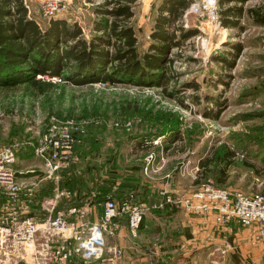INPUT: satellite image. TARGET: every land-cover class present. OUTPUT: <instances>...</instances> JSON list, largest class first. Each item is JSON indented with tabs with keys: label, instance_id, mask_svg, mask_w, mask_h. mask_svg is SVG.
Instances as JSON below:
<instances>
[{
	"label": "rangeland",
	"instance_id": "374dc122",
	"mask_svg": "<svg viewBox=\"0 0 264 264\" xmlns=\"http://www.w3.org/2000/svg\"><path fill=\"white\" fill-rule=\"evenodd\" d=\"M100 1L71 0L68 10L55 17L66 18L68 22L77 21L83 28V34L88 37L95 17L93 7ZM161 2L136 0L132 6L131 22L140 48L148 47L149 33L153 29ZM230 4L242 6L238 23L231 26L222 23L218 31L211 24L199 28L195 14L184 13L187 7L180 18L175 20L176 26H196L198 31L172 47L168 54L171 59V83L178 88L172 93L155 85L123 82L77 85L61 80L43 93H38L26 83L0 86V146L16 143L19 156L14 160V167L22 169L28 166L36 169L30 172L33 177L38 172L42 173L43 168L42 159L33 152L34 145L46 129L51 114L59 120L67 116L78 117L80 114L99 119L98 123L89 122L85 130L80 132L83 134L80 138L75 137V141L79 139L77 149L75 151L73 146L69 163L60 172L58 170L60 177L41 176L43 178L39 179L30 204L33 213L49 217L58 213L59 208L62 209L59 207V188H69L63 184V169L73 162H78L75 166L78 169L88 165L87 171L81 174L82 186L78 189L79 183H75L70 191L85 194V201L89 205H92L98 193L106 191L104 187L109 182L104 181L103 176L107 169L110 168L115 181H121L122 175L132 181L130 179L134 176L129 178L125 173L128 168H135V164L140 166L144 156L151 151L156 155L166 151L165 147L156 150L135 146L134 135L164 130L166 136H172L174 129L170 124L175 120L179 125V137L170 145L164 165L176 172L179 168L174 165L183 163L181 172L175 174L179 180L177 188L185 191L197 186L201 180L214 182V176L219 173L217 168L221 164L210 163L209 167L213 171L208 170L205 174L199 161L210 157L216 148L226 144L233 151L230 156L232 162L225 166L221 181L218 180L219 185L237 187L247 192H264V113L261 114L264 112V24L255 22L248 11V8L264 9V0L221 2V22L222 9ZM29 12L41 24L50 19L40 13L32 0ZM235 42L241 43V48L233 57ZM193 82H197L198 89L189 86ZM215 98L222 102L217 115L214 114L219 105L214 101ZM203 109L212 116H205ZM127 122L130 123L127 125ZM165 135H160V140ZM148 175L144 173L145 177L155 182L154 186L164 183L161 181V169L153 173V177ZM121 188L124 189L123 186ZM122 189L119 185L111 186L113 193ZM183 191L173 189L171 193L177 196ZM43 197H46V206H42ZM3 198L4 195L0 193V201ZM150 213L146 210L144 215ZM67 215L75 218V214ZM84 218L92 221L100 218V215L97 212L88 213ZM159 218L154 215L151 221L147 220V225L136 235L131 234L129 229L119 233L118 224L110 232H105L103 251L97 256H82V251L76 250L75 240L62 242L59 238V247L63 243L67 253L66 257H62L59 252V264H217L213 256H209L211 249H189L185 245L177 228L178 213L165 224ZM166 225L173 228L169 237L163 236V232L168 229ZM119 236L129 246L117 244L115 241ZM57 237L55 234L47 250L54 247ZM39 249L40 245L36 242L33 254L38 256ZM153 255L159 256V259ZM43 256L47 261L53 260L47 252L35 258V262ZM17 264L35 263L20 260Z\"/></svg>",
	"mask_w": 264,
	"mask_h": 264
},
{
	"label": "trees",
	"instance_id": "16d2710c",
	"mask_svg": "<svg viewBox=\"0 0 264 264\" xmlns=\"http://www.w3.org/2000/svg\"><path fill=\"white\" fill-rule=\"evenodd\" d=\"M135 1L101 0L96 3L93 8L96 16L92 21L90 34L86 37L82 26L75 20L68 22L66 18L51 17L41 24L28 13L22 0H0V86L26 83L38 93H43L59 82L53 81L51 77L59 76L61 80L77 85L92 82L107 84L123 82L155 85L167 93L177 91L176 85L173 86L171 83V59L168 54L172 47L198 31L196 26L184 28L181 24L178 26L174 24L189 5V0H162L153 29L149 33L150 42L147 48L139 47L131 22L132 6ZM218 1L220 4L231 1L242 3L245 0ZM248 11L255 22L264 24V9L248 8ZM241 13V5L226 6L222 9V23L230 26L237 25ZM240 48L241 43L235 42L233 57ZM222 59L225 58L222 57ZM189 86L195 89L199 87L197 82ZM214 101L219 105L214 114L217 115L222 102H218L216 98ZM202 111L205 116H212L209 111L205 109ZM80 116H87V114H80ZM170 127L174 129L172 136H166L164 130L154 133L141 132L134 136L141 142L164 134L165 137L162 138L161 143L163 147H168L178 139L180 132L176 120L170 124ZM259 131L263 132L262 127ZM82 135L80 132H75L76 138ZM78 140L76 139L74 143L75 151ZM232 153L229 146L222 144L210 157L199 161L205 174L208 170L213 171V168L209 167L210 163L221 164L217 168L219 173L218 175L216 173L215 181L212 183L219 185L225 166L232 162L230 159ZM79 157H82V154H79ZM77 163L73 162L68 168L63 169V184H66L69 189H73L75 183H79L78 189L82 186L81 174L88 169L87 164L83 169H78L75 167ZM107 170L109 171L110 168ZM106 181L109 182L104 187L106 191L104 190L102 194L98 193L101 196H106L114 182L111 177L106 178ZM124 190L119 191L120 197H124ZM73 194L62 197L59 207L73 204L85 197V194L78 192ZM98 194L94 197L95 200L99 198ZM165 205L174 207L168 203ZM143 223L144 217L140 228Z\"/></svg>",
	"mask_w": 264,
	"mask_h": 264
},
{
	"label": "built area",
	"instance_id": "2783aa9c",
	"mask_svg": "<svg viewBox=\"0 0 264 264\" xmlns=\"http://www.w3.org/2000/svg\"><path fill=\"white\" fill-rule=\"evenodd\" d=\"M22 1L29 12L31 0ZM32 1L40 13L47 18L64 14L71 2V0ZM186 12L195 14L199 28L205 24H211L213 29L218 31L222 27L218 0H189L184 13ZM51 79L61 81L59 76H52ZM89 122L98 123L99 119L89 116H67L59 120L53 114L49 116V123L33 149L34 154L43 162L42 173H36V177L30 173L36 171L34 168L16 169L14 167L16 143L0 146V188L2 189L0 193L4 195L0 201V264H17L20 260L35 264H59V252L62 257L67 256L63 243L59 247V238L62 242L69 239L75 240L76 250L80 249L82 256L100 255L105 244V232H110L117 227L116 218L120 215L126 216L129 232L133 235L138 233L149 206L135 202L132 193L125 198L117 199L113 192H108L102 201L100 218L92 221L84 218L90 211L88 205L59 208L58 213L49 217H41L31 210L30 204L39 179H42L41 176L44 174L54 178L60 177L58 170L60 172V169L65 167L71 159L75 143L74 132H83ZM160 137L158 135L150 142L158 144ZM155 163L154 151L147 153L144 156L143 172L150 174L155 168ZM70 194L69 189L59 188V199ZM160 196L162 201L158 203L159 205L168 203L188 213L213 212L218 227L230 219H235L243 226L255 225L253 242L264 236V192L262 191L247 192L241 188L201 180L194 189L177 196L166 188H162ZM45 203L46 197H43L42 206H46ZM156 205L153 204V206ZM67 214H75V218H70ZM55 234L58 237L54 247L47 250ZM36 242L40 245L38 256L33 254ZM230 248H233V245L228 243L224 247H216L215 250L218 253L214 255L215 253L212 252V259L217 264H223L225 253ZM113 249L116 251L115 247ZM47 252L52 261H47L43 256L35 262V258ZM248 264L258 263L249 262Z\"/></svg>",
	"mask_w": 264,
	"mask_h": 264
},
{
	"label": "crops",
	"instance_id": "0c3cea01",
	"mask_svg": "<svg viewBox=\"0 0 264 264\" xmlns=\"http://www.w3.org/2000/svg\"><path fill=\"white\" fill-rule=\"evenodd\" d=\"M93 13L95 14L94 11ZM152 139H145L139 142L140 140L136 138L134 145L140 146L142 148L145 147L147 149H151V148H156V150H159V148L163 149V144L161 143V140L158 144H153L150 142V140ZM169 147L170 146L165 147L166 151L165 152L162 151V154L160 153V155L158 154L156 155L155 168L150 173V175H148L149 177L150 176L153 177V173L156 174L157 171L161 169V172H162L161 181H164L162 185L154 186L153 184H155V182L149 179L148 177L144 176V172L142 170L143 162L140 164V166H137V164H135V168L130 166L131 168H128L126 170L125 173L129 178H132L134 176L133 179H130L132 181H128V179L124 177V175H122L121 181L114 180L115 183L113 182V184L111 185V186L114 185V187H117L119 185L120 189H122L121 186H123V188L125 189L124 190L125 194L123 193L124 197H120L119 192H114V195H116L118 199L125 198L129 193H132L133 200L135 202L149 206V209H147V212L151 211V213L143 216L144 223H143V226L139 230H141L144 226H146L147 220L151 221V218L154 215H158L160 217L159 219H162L163 223L165 224L169 222L172 217H175L178 213L179 220H178L177 228L179 227V232H180L179 235L183 237L185 241V245L189 249L192 247H196L199 250L200 249L203 250V248L211 249L209 250V256H211L212 252L216 254L218 253L215 250L216 247L218 246L224 247L226 243H228V244L233 245V248H230L226 251L223 264H248L249 262H256L258 264H264V236L260 240H257L254 242L252 241L253 235L256 230L255 225L243 226L240 223H238L235 219H230L229 221H226L221 227H218L215 221V216L213 212H207L204 214L188 213L182 210L181 208H178L179 210L173 209L174 207L176 208V206L167 207L165 204H160V205L158 204L160 201H162V198L160 196V190L162 188H166L170 192H172L173 189L174 190L179 189L180 191H183L182 188H177V183L179 180L178 178H175V174L178 173V171L181 172L180 167L182 168L183 163H181L180 165H177V164L174 165L175 168L177 167L179 168V170L177 169L176 172L174 171V169H172L168 165H164V162H166V159H168L167 151ZM18 156L19 155H17V152H16V157ZM183 166L185 169L186 166L185 165ZM109 177H111L112 179L111 173L107 170L103 176V179L106 181V178H109ZM116 183H119V184L116 186ZM195 187L196 186H193V188H188L182 193L190 191L194 189ZM109 192H112V191L110 190ZM73 195H75V193ZM63 197H68V196H63ZM104 198L105 196L99 195V198H97L96 200L94 199L95 204L92 201L93 202L92 205H89V203H87L85 201V198L83 197L82 199H78L79 200L78 202H74L73 204H70V205H77V206L88 205L90 206L89 213L97 212L99 215H101L102 200ZM153 204H157V205L153 206ZM70 205L68 206L63 205L61 206V208L67 209ZM116 220L119 224L118 232L124 233L126 229H128L126 216L120 215L116 218ZM166 228L168 229L165 230V232H163V236L169 237L168 234L171 231H173V228L168 227V225H166ZM171 234L172 233H170V235ZM115 242H117V244L119 245H124V247L129 246L127 242L125 244L123 243L124 239L122 236L121 237L119 236L118 240ZM153 249L155 248L153 247ZM153 256L154 258L159 259V256L157 257L156 255H153Z\"/></svg>",
	"mask_w": 264,
	"mask_h": 264
}]
</instances>
